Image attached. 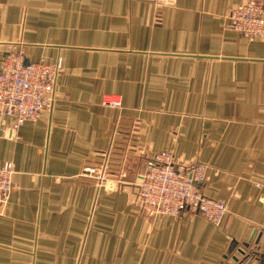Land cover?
Masks as SVG:
<instances>
[{
	"label": "crops",
	"instance_id": "1",
	"mask_svg": "<svg viewBox=\"0 0 264 264\" xmlns=\"http://www.w3.org/2000/svg\"><path fill=\"white\" fill-rule=\"evenodd\" d=\"M246 1L0 0L2 55L22 41L26 63L62 65L49 112L0 114V264H264V38L228 26ZM163 150L208 165L219 227L136 203Z\"/></svg>",
	"mask_w": 264,
	"mask_h": 264
},
{
	"label": "built area",
	"instance_id": "2",
	"mask_svg": "<svg viewBox=\"0 0 264 264\" xmlns=\"http://www.w3.org/2000/svg\"><path fill=\"white\" fill-rule=\"evenodd\" d=\"M228 26L246 39L264 38V3L248 0L238 5L229 14ZM0 60V114L11 119V129L18 130L25 122L35 121L52 109L61 61L26 63L23 42L12 43L4 55L0 50ZM106 102L118 103L117 100ZM108 168L106 157L100 166L87 170L104 182ZM15 172L13 162L0 165V205L10 197ZM207 178L208 165L204 162L178 159L172 152L163 150L147 159L135 201L150 216L177 217L189 210L219 227L228 213V203L204 193Z\"/></svg>",
	"mask_w": 264,
	"mask_h": 264
},
{
	"label": "rangeland",
	"instance_id": "3",
	"mask_svg": "<svg viewBox=\"0 0 264 264\" xmlns=\"http://www.w3.org/2000/svg\"><path fill=\"white\" fill-rule=\"evenodd\" d=\"M22 42V41H21Z\"/></svg>",
	"mask_w": 264,
	"mask_h": 264
}]
</instances>
